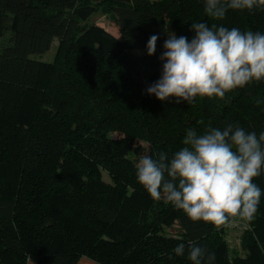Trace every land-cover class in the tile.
<instances>
[{"label": "trees", "instance_id": "obj_1", "mask_svg": "<svg viewBox=\"0 0 264 264\" xmlns=\"http://www.w3.org/2000/svg\"><path fill=\"white\" fill-rule=\"evenodd\" d=\"M204 6L205 0H0V264H76L81 257L194 264L192 244L204 249L201 264L213 254L211 264H264V171L254 179L262 196L248 239L242 255L232 257L224 225L192 221L163 198L153 200L136 178L142 156L165 152L171 159L189 129L202 134L232 124L264 132V80L191 104L147 91L162 77L171 33L191 42L196 22L264 33V9H229L217 20ZM95 7L108 13L118 38L81 26ZM54 40L51 62L31 58ZM174 225L175 234L165 233ZM181 243L184 254L177 255Z\"/></svg>", "mask_w": 264, "mask_h": 264}, {"label": "clouds", "instance_id": "obj_2", "mask_svg": "<svg viewBox=\"0 0 264 264\" xmlns=\"http://www.w3.org/2000/svg\"><path fill=\"white\" fill-rule=\"evenodd\" d=\"M264 9V0H205L204 11L223 20L227 11ZM191 42L174 33L164 43L166 60L159 81L148 88L160 101L169 97L191 104L196 97L224 99L226 93L264 80V33L239 28L191 24ZM158 37L147 44L148 55L156 51ZM260 103V101H257ZM183 147L169 159L142 156L136 164V178L153 200L162 198L192 221H204L217 228L236 218L251 223L258 211L262 192L254 179L264 171V132L259 136L238 125L223 130L209 128L202 134L189 129ZM185 245L175 248L184 254ZM204 249L192 244L188 258L201 264ZM214 254L208 256V264Z\"/></svg>", "mask_w": 264, "mask_h": 264}, {"label": "rangeland", "instance_id": "obj_3", "mask_svg": "<svg viewBox=\"0 0 264 264\" xmlns=\"http://www.w3.org/2000/svg\"><path fill=\"white\" fill-rule=\"evenodd\" d=\"M81 26L85 28L98 27L103 29L105 32L110 34L113 38H118V32L113 22L109 19V15L101 7L96 9L93 8L92 12L81 21ZM1 44V40H0ZM58 45L57 40H54L49 51L44 54L32 55L31 58L42 61L51 62L56 53V47ZM116 137V136H115ZM147 147L146 145H144ZM145 154V153H144ZM107 180V177H104ZM250 231V226L247 222L240 220L239 218L233 220L223 227V240L228 250V256L232 257L235 255H242V245L247 241V233ZM177 232V226L174 225L172 228L165 229L167 234H175Z\"/></svg>", "mask_w": 264, "mask_h": 264}, {"label": "crops", "instance_id": "obj_4", "mask_svg": "<svg viewBox=\"0 0 264 264\" xmlns=\"http://www.w3.org/2000/svg\"><path fill=\"white\" fill-rule=\"evenodd\" d=\"M27 264H36V263L33 261H28ZM76 264H99V263L90 259V258L81 257V258H79V260L77 261Z\"/></svg>", "mask_w": 264, "mask_h": 264}]
</instances>
